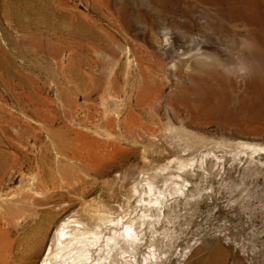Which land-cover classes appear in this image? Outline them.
<instances>
[{
  "label": "rangeland",
  "instance_id": "obj_1",
  "mask_svg": "<svg viewBox=\"0 0 264 264\" xmlns=\"http://www.w3.org/2000/svg\"><path fill=\"white\" fill-rule=\"evenodd\" d=\"M75 221L112 264H264V0H0V264Z\"/></svg>",
  "mask_w": 264,
  "mask_h": 264
},
{
  "label": "bare ground",
  "instance_id": "obj_2",
  "mask_svg": "<svg viewBox=\"0 0 264 264\" xmlns=\"http://www.w3.org/2000/svg\"><path fill=\"white\" fill-rule=\"evenodd\" d=\"M99 227L97 230L89 231L85 229L84 224L80 221H75L72 224L64 222L57 231L54 241L50 245L47 257L42 264L115 263L113 253L107 257H102L99 252L102 238V230ZM119 235H123V237L132 243H135L139 236L132 224L125 225L123 232L114 230L112 235L105 240L106 245L111 247L110 251L114 250V246L118 243Z\"/></svg>",
  "mask_w": 264,
  "mask_h": 264
}]
</instances>
